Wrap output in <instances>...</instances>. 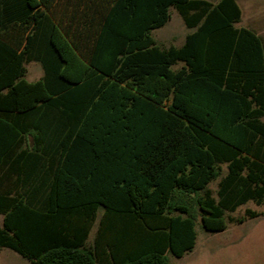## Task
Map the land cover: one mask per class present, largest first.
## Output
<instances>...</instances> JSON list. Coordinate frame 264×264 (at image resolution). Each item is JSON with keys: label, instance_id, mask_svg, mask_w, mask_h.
<instances>
[{"label": "trees", "instance_id": "obj_1", "mask_svg": "<svg viewBox=\"0 0 264 264\" xmlns=\"http://www.w3.org/2000/svg\"><path fill=\"white\" fill-rule=\"evenodd\" d=\"M171 8L190 31L165 47L152 31ZM240 15L235 0H0V249L168 264L197 223L264 214V48Z\"/></svg>", "mask_w": 264, "mask_h": 264}, {"label": "rangeland", "instance_id": "obj_2", "mask_svg": "<svg viewBox=\"0 0 264 264\" xmlns=\"http://www.w3.org/2000/svg\"><path fill=\"white\" fill-rule=\"evenodd\" d=\"M216 2L217 0H208ZM190 30L183 23L181 16L173 8L170 9V18L166 24L152 31L155 41L162 46H180ZM181 63L174 66L179 68ZM28 81L38 79L42 70L38 63L26 65ZM264 121V118H263ZM209 187L215 192L216 182ZM245 209L261 213L256 218L247 219L241 224L228 223L227 228L219 233L206 232L197 223V233L194 249L181 258L168 254V264H264V214L263 207L248 202L230 213L239 217ZM1 218V217H0ZM95 229L92 230L91 236ZM0 264H31L15 252L0 249Z\"/></svg>", "mask_w": 264, "mask_h": 264}, {"label": "crops", "instance_id": "obj_3", "mask_svg": "<svg viewBox=\"0 0 264 264\" xmlns=\"http://www.w3.org/2000/svg\"><path fill=\"white\" fill-rule=\"evenodd\" d=\"M235 2L241 12L240 21L235 26L253 30L261 38L264 48V0H235Z\"/></svg>", "mask_w": 264, "mask_h": 264}]
</instances>
